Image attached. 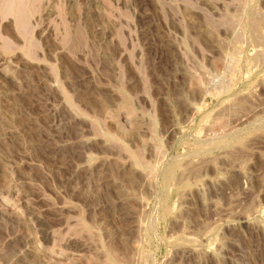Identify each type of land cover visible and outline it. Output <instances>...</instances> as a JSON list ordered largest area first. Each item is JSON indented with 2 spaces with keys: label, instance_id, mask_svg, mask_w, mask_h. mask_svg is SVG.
<instances>
[{
  "label": "rangeland",
  "instance_id": "374dc122",
  "mask_svg": "<svg viewBox=\"0 0 264 264\" xmlns=\"http://www.w3.org/2000/svg\"><path fill=\"white\" fill-rule=\"evenodd\" d=\"M0 264H264V0H0Z\"/></svg>",
  "mask_w": 264,
  "mask_h": 264
},
{
  "label": "bare ground",
  "instance_id": "6f19581e",
  "mask_svg": "<svg viewBox=\"0 0 264 264\" xmlns=\"http://www.w3.org/2000/svg\"><path fill=\"white\" fill-rule=\"evenodd\" d=\"M25 30V29H24Z\"/></svg>",
  "mask_w": 264,
  "mask_h": 264
}]
</instances>
